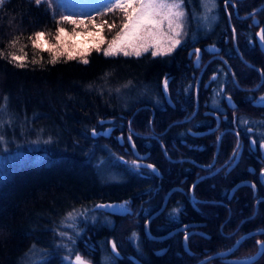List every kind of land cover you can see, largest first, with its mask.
Returning a JSON list of instances; mask_svg holds the SVG:
<instances>
[{"label": "trees", "instance_id": "1", "mask_svg": "<svg viewBox=\"0 0 264 264\" xmlns=\"http://www.w3.org/2000/svg\"><path fill=\"white\" fill-rule=\"evenodd\" d=\"M218 3L221 21L215 26L209 43L222 41L227 35L228 45L238 54L237 58H225L232 74L239 86L253 87L260 76H264V56L259 48H252L249 40L255 30L263 28L264 32V0H218ZM4 13L5 18L0 15V122L5 130L4 135L13 140L20 133L36 135L40 131L42 135L48 132L55 140L61 138L65 145L63 153L56 155V148L52 151L48 148L37 149L32 152L35 155H29L38 160L41 168L27 167L28 161L25 160L14 167L5 177V182L0 181V264H21L30 246L39 248L42 247L40 242H49L44 238L45 233H40L41 226L48 223L46 228L48 225L50 227L51 222L52 225L58 224L72 210L86 207L90 202L124 200L126 195L130 196L136 191L135 182L130 184L131 188L118 186L113 188L114 191L99 186L95 176L83 168L85 147H96V139L102 140L108 148L119 145L115 138L118 135L125 138L131 135L134 144L140 145L142 141L144 144L141 135L161 132L163 134L157 139L148 138L146 143L151 146L150 149L159 152L156 163H161L159 158L164 159L166 153L173 149V129L176 127L173 122L181 117L179 109L160 111L158 107H145L139 103L122 113L120 104L113 102L105 93L100 94L101 90L124 86L138 89L144 83L155 84L154 87L158 88L157 84L167 73L173 78L169 83L171 94L181 103L184 101L183 90L191 82V72L195 66L193 58L187 56V50L193 42L178 47L163 60L149 57L139 58L138 61L126 57L103 59L100 54L93 53L88 57L87 64L75 60L53 62L52 56L32 47L28 36L37 32L48 34L54 30L51 19L55 18L50 10L42 5L32 7L16 3ZM248 25L252 26L251 32L246 28ZM245 31H248L247 35ZM198 41L205 43L208 38ZM18 50L23 52L24 59L13 60L12 56H16ZM145 58L147 60H143ZM16 63L19 65L16 66ZM103 74H112L113 77L97 83L95 77ZM257 87L260 92H264V81ZM246 116L256 120V130L260 133L256 140L264 142V106L256 109V113L250 110ZM112 121L115 126L109 127L110 136H93L102 129L103 122ZM230 137L226 143L220 142L217 164L232 155L236 141L234 136ZM244 142L247 146L248 141ZM213 154L214 151L210 157H201L192 153L191 158L197 159L198 163L208 164ZM172 165L169 163V166ZM176 166L170 168L179 175L177 181L187 175L189 180L183 187L186 194L176 191L171 199L181 202L182 211H187L186 216L205 223L200 233L202 235L187 239L192 255L182 250L181 236L167 246L146 240V245L143 243L142 251L139 252L128 240V244L124 241L119 243L114 238L121 258L110 253L112 264H133L128 260L131 255L144 264H195L205 258L209 260L203 264H234L229 261L254 254L256 239L264 241V185L258 178L260 171L264 170V160L256 165L255 160L243 157L227 178L216 174L193 185L194 180L207 171L189 163L179 169ZM26 167L29 169L24 171ZM247 167L255 169V173H248ZM245 179L252 180L254 187L241 186L230 195L233 184ZM119 193L124 198L116 195ZM103 217L110 218L111 226L116 228L109 231L103 227L101 239L106 235L115 237L118 227L123 231L119 238L123 236L122 240L126 239L127 235L124 234L128 229V216L113 217L106 214ZM181 217H184L183 213ZM141 224L135 227L131 223L139 235H143ZM259 231L261 235H254ZM85 234L96 246L98 226L92 225ZM240 237L244 238L239 245H234ZM164 247L166 251L162 255H154L155 251ZM77 251H83V248L78 247ZM226 253L224 256L212 257ZM254 264H264V255H260Z\"/></svg>", "mask_w": 264, "mask_h": 264}, {"label": "rangeland", "instance_id": "2", "mask_svg": "<svg viewBox=\"0 0 264 264\" xmlns=\"http://www.w3.org/2000/svg\"><path fill=\"white\" fill-rule=\"evenodd\" d=\"M106 2L107 0H41V3L37 4L36 0H3V3L0 4V15L1 18H5L6 14L4 11L15 6L16 3H22L23 6L28 5L32 7H36L37 5L40 7L41 5L44 6L47 10H50V14L55 18L53 19L54 21L51 19V25L54 27V30L49 31L48 34L43 33V36L39 39H37L35 33L29 34L28 36H30L32 47L42 50L47 56H52V58H55V61L75 60L81 64H87L83 61H88V57L93 53L100 54L103 59L126 57L133 61H138L139 58L149 57L152 60H163L185 43H192L201 38H210L215 26L218 24L219 20L221 21L218 0H162V2L167 5L179 4V7L171 8L172 15L169 16L173 21L171 28L168 25V19L165 18L168 16L169 9L156 10L159 11L160 14L155 15L154 18L161 21V23L158 27L151 29L152 35H149L145 29H142L136 35L130 34L128 37L124 38L123 41L115 46V50L113 51L109 49V45L117 38V33H120L124 23L127 21V16L125 11L119 8L109 10V8L104 6ZM143 2L148 3L149 0H143ZM156 2H161V0H156ZM139 3L140 0H134L133 8H138ZM14 8L16 9V7ZM176 12H182L183 15L177 18L174 15ZM127 13L132 14V8L127 9ZM64 16H67L68 19H62ZM71 21H75V23H71ZM257 22L256 20V24ZM177 24L180 25L179 28L176 27ZM148 27L150 28L151 26ZM61 28L63 32L59 31ZM177 32L179 35L175 34ZM255 32L256 35L261 34L263 28ZM57 37H59V39H57ZM176 39H178L180 43L176 45L171 52H168L167 49L171 47L173 40ZM145 45L148 46V51H143ZM134 49H139L141 54L139 56L135 55ZM106 50L110 51L109 55H105ZM124 51H128L130 55H124ZM153 51H161L164 54L153 56ZM16 54L17 57H22L24 59L22 51L18 50ZM143 60L147 59L145 58ZM18 65L19 64L16 63V66ZM103 75L95 77L97 83L105 82L113 77L112 74ZM263 81L264 76L261 75L256 87L259 85L261 86ZM215 84L218 85L217 87H220L222 79H218ZM154 86L155 84L144 83L142 87L138 89H131L127 86L119 88L114 87L108 88V90H101L102 93L100 94L105 93V96L107 95L113 102H116L118 105L120 104V112L122 111L123 113L128 111L133 105L141 102H149L153 105L159 104L160 96ZM217 92L218 90L215 91L212 96L215 101H219V93L217 95ZM262 98H264V92L260 95L258 100H262ZM241 122H243V120H241ZM249 124L252 125L255 124V122H250ZM102 125V129L98 130L95 134L98 135L97 137L103 136L106 138L111 133L109 127L115 126L114 121L103 122ZM4 132L5 130L4 128L2 129V123L0 122V138H2L0 139V181H3L14 167H17V164H23L25 160L28 161L27 167L33 168L36 166V168H41L38 160H35L32 156L35 155L32 152L39 148H48L50 151L56 148L54 155L63 153L65 149V145L62 143L61 138L55 140L48 132H43L42 135H40V131L37 132L36 135H25L20 133L18 137L16 136L13 140L6 138ZM115 138L117 142H119L117 147H113V149L109 150L105 147L106 144L102 140H98L99 146L93 148L85 147L82 155H85V159L82 161L84 170L89 172L91 176H95L96 180L98 179L97 184L99 186L112 191H114L113 188L116 189L118 186L131 188L130 182L127 180L129 173L119 168L117 156H121L129 162L130 157L126 152L130 151L131 147L126 146V143L132 142L133 138L131 135L126 138L118 135L115 136ZM89 144L91 145L92 141L89 142ZM124 153L127 156H124ZM87 155L88 160H86ZM27 167L24 168V171L29 169ZM5 181L6 180H4V182ZM4 184L5 183H2V185ZM137 185L139 186L141 183H137ZM116 195L124 198L120 193ZM114 202L118 203L120 201L90 202L86 207H78L72 210L70 213H73V215L71 217L67 215L66 218L59 221L58 224L52 225L51 222L50 227L48 225L46 228V224L48 223L45 222L46 224L41 226L40 233L44 232V238L49 242H40L42 247L39 248L37 246H30L24 254L21 264H74L77 255L82 258L85 264H112V255L118 259L121 258L117 252V248L115 252L113 251V245L115 244L114 238H116V241L119 243L124 241L128 244L129 241L135 251L139 252L141 250L140 235L135 230L137 225L133 224L134 227L130 222L129 224L127 223L128 229L124 234L127 235V237L126 239L124 238V240H122L123 236L121 239L119 238L121 232V235H123V231L119 230L120 227H118L116 235L115 237L113 235V238L111 235H106L101 239V231H99V238H96V246L85 234L87 230L89 231L90 228H92V225H97L98 230L103 227H111L112 222L110 218L103 217V215L107 213L101 211L100 209L102 207H97V205L100 203H102L100 205H103L105 203ZM118 204L124 205L121 202ZM95 206L96 209H94ZM96 221L98 222L97 224ZM61 233H63V235H61ZM133 233H135V236H133ZM243 238L244 237L238 238L234 245H237V241H241ZM78 247L83 248V251L76 252ZM258 248L259 247H256V251ZM123 253L126 252L123 250ZM127 255L131 254H126V256ZM128 260H130L129 256ZM17 264L19 263L17 262Z\"/></svg>", "mask_w": 264, "mask_h": 264}, {"label": "flooded vegetation", "instance_id": "3", "mask_svg": "<svg viewBox=\"0 0 264 264\" xmlns=\"http://www.w3.org/2000/svg\"><path fill=\"white\" fill-rule=\"evenodd\" d=\"M254 24L255 25L253 26L256 27L255 21ZM246 28L250 31L252 26L248 25ZM255 31L254 33H251L249 40L253 49L256 47L259 48L256 42ZM244 33L247 35L248 31H245ZM203 39L205 38L194 41L187 50L188 52L191 49H198L199 59L197 62L193 61L195 69L191 72V82L187 85L186 89L183 90L184 101L179 103L178 98L171 94L169 83L173 78L167 76V73H165L162 76L160 83L157 84L158 88H155L160 96V103L153 105L149 102H143L142 104L145 107H158L160 108V111L169 108L173 110L179 109L181 117L173 122V124L176 125L173 129V137L175 141H173L172 144L175 152H172V149V151L166 153L164 159L159 158L161 163H156V161H158L157 155L159 156L160 154L156 150H153L152 148L150 149L149 147L151 146L146 145V143L148 142V138L157 139L163 133L150 132L141 135L144 144L143 141L140 145H135L133 141L128 144L131 147V150L128 151L129 153L126 152L130 157L129 162L125 158L117 156L119 168L129 173L127 180L130 184L134 182L141 183V185L134 187L136 191L132 195H126L124 200H119L130 212L129 215L128 213L125 214L128 216V222L137 226L142 223L141 227L142 231H144V225L149 217L157 212L164 200H166L164 210L151 218L148 223L149 234L155 238L164 239L155 241L150 239L143 232V235H140V251H142L141 245L143 243L144 246L146 245V240L157 244L164 243L167 246L173 241V239L181 236L182 250L190 256L192 255V250L188 247L189 244L187 239L192 236L195 237L202 235L200 233L202 232V227H204L205 223L196 221L195 217L186 216L187 211H182L183 207L180 206L181 202H179L178 199H171L172 194L176 191H179V193L184 195L186 194L183 187H185L184 183L189 180V175L184 176L180 181H177L179 180V175L170 167L177 165L176 167L179 169L183 165L189 163L194 164L200 169L203 168L206 170L207 173L203 176L197 177L192 183L193 185L199 180L209 178L216 174H220L221 177L227 178V175L238 166L239 161L243 157L249 160H255L256 165L257 163H260V160H264V148L261 147L264 142H257L258 140H256V138L260 136V133L256 130V120H251L249 116H246L247 112H250V110H253L254 113H256V109L259 110L264 106V100H258L263 91L260 92L259 88L256 87V84L250 88H244L238 85L237 80H235L234 74H232V70L225 59L226 57H238L236 51H233L228 45L227 35L222 41H220V39L216 42L209 43L210 38H208V41L205 43H198V40ZM260 40L262 41L261 43L264 48V32H261ZM262 55L264 56L263 53ZM187 56L192 57L194 60L196 53H192L191 55L187 53ZM218 79H222L220 87H217L218 85L215 84ZM162 86L166 88L169 101L166 100L161 91ZM217 90V95L219 93V101L213 100L212 97ZM241 120H243V122H241ZM250 122H255V124L250 125ZM93 136L96 138L98 135L95 134ZM230 136H234L236 141L232 155H230L228 159L226 158L223 163L217 164L216 160L219 155L218 149L220 148V142L222 144L226 143L231 138ZM244 141H248L247 146H245ZM94 142L98 143V140L96 139ZM96 146H99V144ZM105 147L108 148V146ZM113 147H117V145H113L108 149H113ZM213 151V158L208 164L198 163L196 162L197 159L191 158L192 153L196 154V156L210 157ZM124 156L127 155L124 153ZM142 156L144 157L141 158ZM169 163L173 165L169 166ZM144 164L152 165L153 167L152 169H149L144 167ZM186 168L187 167H185V170ZM153 169L158 172V175H156V172ZM246 171L252 174L255 173V169L252 167H247ZM263 171L264 170L260 172ZM259 181L261 182L260 178ZM262 181L264 182V176ZM239 182H247L248 184H245L246 186L254 187V183L250 179L238 181L234 183L233 186ZM181 213L184 214L183 218L181 217ZM107 228L110 231L116 227L111 226ZM99 231H101V229ZM261 233L262 232L259 231L254 233V235H261ZM257 241L260 240L256 239V246L258 247ZM165 247L162 250L155 251L154 255H162L166 251ZM131 257L133 256H129V258ZM133 258L136 259L135 257ZM136 260L140 264H144L140 260ZM207 260H209V258L199 260L195 264H203Z\"/></svg>", "mask_w": 264, "mask_h": 264}, {"label": "snow or ice", "instance_id": "4", "mask_svg": "<svg viewBox=\"0 0 264 264\" xmlns=\"http://www.w3.org/2000/svg\"><path fill=\"white\" fill-rule=\"evenodd\" d=\"M37 4L41 3V0H36ZM3 3V0H0V4ZM133 3L134 0H107L105 3V7L111 9H116L119 8L121 10L125 11V14L127 16V21L124 23L123 28L120 30V33H117V38L113 40L112 44L109 45L110 50H115V46L123 41L124 38L128 37L130 34L131 35H136L139 33L142 29H145L149 35H152V28L158 27V25L161 23V21L157 20L154 18L155 15H159V11L156 10H162V9H169L168 16L165 18L168 19V25L171 28L172 26V19L169 18V16L172 15L171 13V8L173 7H179V4H173V5H167L162 2H156V0H149L148 3H144L143 0H140L139 7L138 8H133ZM132 8V14L127 13V9ZM177 18L183 15L182 12H176L174 14ZM62 19L67 20L68 17L64 16ZM71 23H75V21H71ZM148 26H151L150 28ZM177 28L180 27L179 24L176 25ZM60 32H63V29H59ZM122 34V35H121ZM176 35H179V33H175ZM37 39L43 36V33L37 32L35 33ZM59 39V37H57ZM35 43V42H33ZM180 41L178 39L173 40L171 47L167 49L168 52H171L173 48H175L176 45H178ZM143 51H148V46L145 45L143 47ZM135 55L139 56L141 54V51L139 49H134ZM199 52V50H197ZM110 51L106 50L105 55H109ZM164 54L161 51H153L152 55H162ZM124 55H130L128 51H124ZM13 60H22V57H17V56H12ZM53 62H55V58H53ZM84 63H87V60L83 61ZM20 66H23L22 64ZM264 100V98H262ZM95 134V133H94ZM2 139V138H0ZM262 148H264V144L261 145ZM148 167H153L152 165H148ZM97 207H114L112 205H97ZM123 208V206H120ZM69 217L73 215V213L68 214ZM63 235V233H61ZM133 236H135V233H133ZM187 238V237H186ZM240 241H237V245H239ZM257 245L259 247V251L257 253V256L264 255V241H257ZM113 251H116V246L113 245ZM256 257H248L244 261H237L235 264H254ZM74 264H85V262L82 260V258L77 255L76 260Z\"/></svg>", "mask_w": 264, "mask_h": 264}, {"label": "water", "instance_id": "5", "mask_svg": "<svg viewBox=\"0 0 264 264\" xmlns=\"http://www.w3.org/2000/svg\"><path fill=\"white\" fill-rule=\"evenodd\" d=\"M256 42H257V44H258V46H259V48H260V50H261V52L264 54V48H263V46H262V41L260 40V34H257L256 35ZM197 50L198 49H191V50H189L188 51V54L189 55H191L192 53H196V56H195V58H194V62H197L198 61V57H199V52H197ZM161 91L163 92V94H164V96H165V98H166V100H168L169 101V99H168V95H167V91H166V88L164 87V86H162V88H161ZM144 156H142L141 158H143ZM144 167H146V168H149V169H152V167L150 168V167H148V165H146V164H144L143 165ZM154 170V169H153ZM155 172H156V175H158V172L156 171V170H154ZM263 176H264V171L263 172H261L260 173V176H259V178H260V180H261V182H263L262 181V178H263ZM245 184H248L247 182H239L238 184H236L233 188H232V190H230V195H232L233 194V192L238 188V187H240V186H242V185H245ZM263 185H264V182L262 183ZM103 205H112V206H114V207H102L100 210L101 211H103V212H105V213H107V214H110V215H116V216H123V215H125V214H129L130 212L128 211V209L127 208H125L123 205H121V204H118V203H105V204H103ZM165 205H166V200H164V202L162 203V205H161V207L159 208V210L157 211V212H155L154 214H152L151 215V217H149V219L147 220V222L145 223V225H144V234H146V236H148L150 239H152V240H155V241H160L161 239H164V238H155V237H153V236H151L150 234H149V232H148V223H149V221H150V219L151 218H153V217H155L156 215H158L159 213H161L163 210H164V208H165ZM120 206H123V208L122 207H120ZM94 209H96V206L94 207ZM258 251H259V248L257 249V251L254 253V254H252L251 256H249V257H256V259H255V261L259 258V256H257V253H258ZM229 253V252H228ZM224 255H227V253L226 254H216V255H214L213 257H216V256H224ZM248 258V257H247ZM247 258H244V259H235V260H231V261H229L230 263H234L235 264V262H237V261H244V260H246ZM131 259V261L134 263V264H140L136 259H134L133 257H131L130 258ZM254 261V262H255Z\"/></svg>", "mask_w": 264, "mask_h": 264}, {"label": "bare ground", "instance_id": "6", "mask_svg": "<svg viewBox=\"0 0 264 264\" xmlns=\"http://www.w3.org/2000/svg\"><path fill=\"white\" fill-rule=\"evenodd\" d=\"M249 97V96H248ZM83 158L85 159V155L83 156Z\"/></svg>", "mask_w": 264, "mask_h": 264}]
</instances>
